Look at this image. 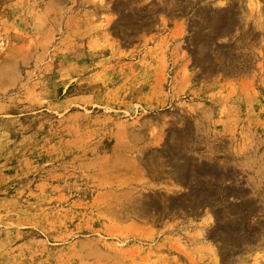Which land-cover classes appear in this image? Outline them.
I'll return each mask as SVG.
<instances>
[{"label":"rangeland","instance_id":"1","mask_svg":"<svg viewBox=\"0 0 264 264\" xmlns=\"http://www.w3.org/2000/svg\"><path fill=\"white\" fill-rule=\"evenodd\" d=\"M0 264H264V0H0Z\"/></svg>","mask_w":264,"mask_h":264},{"label":"bare ground","instance_id":"2","mask_svg":"<svg viewBox=\"0 0 264 264\" xmlns=\"http://www.w3.org/2000/svg\"><path fill=\"white\" fill-rule=\"evenodd\" d=\"M171 1H173V0H171ZM171 3V2H170ZM172 4V3H171ZM171 6V5H170ZM172 7V6H171ZM197 7V6H196ZM168 8V7H167ZM174 8V7H173ZM176 8V7H175ZM175 8L173 9V10H175ZM177 10V9H176ZM172 11V10H171ZM204 64H205V62H204Z\"/></svg>","mask_w":264,"mask_h":264}]
</instances>
